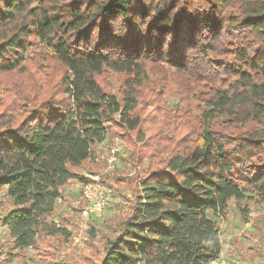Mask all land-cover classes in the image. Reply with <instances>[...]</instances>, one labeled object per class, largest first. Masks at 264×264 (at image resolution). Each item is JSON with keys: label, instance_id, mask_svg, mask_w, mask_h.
Masks as SVG:
<instances>
[{"label": "trees", "instance_id": "1", "mask_svg": "<svg viewBox=\"0 0 264 264\" xmlns=\"http://www.w3.org/2000/svg\"><path fill=\"white\" fill-rule=\"evenodd\" d=\"M36 48L61 74L0 110V255L51 259L49 240L69 237L55 208L65 186L80 167L98 171L95 148L120 137L147 168L127 179L135 194L104 255L79 264L218 259L230 203H264V0H0V74L26 72ZM164 65L200 108L194 121L144 94Z\"/></svg>", "mask_w": 264, "mask_h": 264}, {"label": "rangeland", "instance_id": "2", "mask_svg": "<svg viewBox=\"0 0 264 264\" xmlns=\"http://www.w3.org/2000/svg\"><path fill=\"white\" fill-rule=\"evenodd\" d=\"M36 54L33 61L27 64L26 72H16L0 74V110L7 106H12L13 102L23 104L27 96L33 94L41 95L54 85L61 74L60 68L49 65L38 57L37 48L30 51ZM34 52V53H33ZM37 67L40 68L38 71ZM155 73V74H154ZM108 84L109 90L117 94L121 86V77L111 74L102 78ZM179 88L175 83L171 70L167 66H160L154 70L149 79V84L144 89V94L148 93L149 98L154 92L161 97L162 108L160 114L172 112L177 115L180 109L183 113H189L194 121L195 116L200 113V108L191 101L182 99L178 94ZM19 93V94H18ZM17 94V95H16ZM12 96V98H11ZM156 100L147 103L148 111L156 114L158 104ZM191 104V105H190ZM120 144V151L116 155L117 162L115 169L105 173L109 167L111 150L115 145ZM95 159L101 164L98 171H88L82 167L78 169V178L71 180L64 188V196L67 201L59 200L56 203V213L64 214L69 220L62 224L63 228L69 231L68 238L50 239L54 247V256L51 259L42 260L38 257L37 250L29 249L22 257L13 261H7L4 255H0V264H69L82 263L84 254L103 256L107 237H116V223L128 214L129 206L135 194L129 186L127 179L135 177L141 169L147 168V160L142 165L132 160V149L127 148L120 137H115L112 141L107 140L96 148ZM108 179V184L112 192L109 196L108 205L99 216L94 214L85 216L82 212L81 193L86 184L95 174H101ZM121 178V179H120ZM105 185V184H104ZM2 190H0V196ZM81 208V209H80ZM3 209L0 208V213ZM243 211V212H242ZM54 221V218H50ZM220 225L222 240V257L228 264H264V203H244L231 202L225 217L217 219ZM8 239L6 228L0 224V245ZM36 248L40 249L38 243Z\"/></svg>", "mask_w": 264, "mask_h": 264}, {"label": "built area", "instance_id": "3", "mask_svg": "<svg viewBox=\"0 0 264 264\" xmlns=\"http://www.w3.org/2000/svg\"><path fill=\"white\" fill-rule=\"evenodd\" d=\"M120 151V144L115 145L111 150V156L109 158V167L105 170V173L110 172L115 169L116 155ZM102 173L95 174L91 177L90 180L86 181L84 189L81 193L82 200V212L85 216L89 215L99 216L102 214L108 205L109 196L111 195L112 190L104 185L102 182ZM222 254L218 259L212 261L210 264H228L224 261Z\"/></svg>", "mask_w": 264, "mask_h": 264}]
</instances>
